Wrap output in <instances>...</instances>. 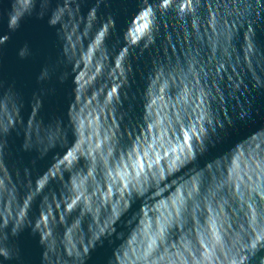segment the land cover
<instances>
[{
  "label": "water",
  "instance_id": "1",
  "mask_svg": "<svg viewBox=\"0 0 264 264\" xmlns=\"http://www.w3.org/2000/svg\"><path fill=\"white\" fill-rule=\"evenodd\" d=\"M0 264H264V0H0Z\"/></svg>",
  "mask_w": 264,
  "mask_h": 264
}]
</instances>
